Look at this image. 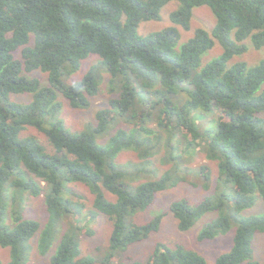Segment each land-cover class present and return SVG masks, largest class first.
Masks as SVG:
<instances>
[{
    "label": "trees",
    "instance_id": "16d2710c",
    "mask_svg": "<svg viewBox=\"0 0 264 264\" xmlns=\"http://www.w3.org/2000/svg\"><path fill=\"white\" fill-rule=\"evenodd\" d=\"M168 1L0 0V246L9 250L7 264H28L34 237L40 254L50 252L49 264H91L81 255L82 228L76 223L84 217V204L72 198L77 193L70 183L89 189L90 215L102 213L111 221L105 258L109 264V258L159 228L164 213L145 223L136 222L133 215L151 205L158 192L185 180L178 175L176 161L188 151L194 154L196 147L216 162V194L196 203L185 197L173 200L169 210L178 229L186 231L214 211L197 240L214 239L230 228L236 216L231 246L216 256L214 264H262L254 258L252 240L255 233L264 232V213L241 212L257 198L264 200V59L252 65L229 61L246 51V38L256 49L264 46V0H178L170 13L171 25L139 35L140 22L159 19ZM199 5L211 8L216 20L212 31L198 27L177 48L175 25L188 29L192 9ZM216 40L222 52L201 66L202 54ZM89 54L99 56L109 75V92L116 96L109 98L107 107L97 109L92 128L72 132L58 117V93L73 108L89 105L88 97L98 93L95 66L79 81L62 80ZM35 69L47 73V84L24 73ZM22 93L31 99H12ZM213 110L212 121L201 128L198 114ZM115 115L128 126L118 127L104 142L99 140L102 145L97 134ZM28 128L43 134L46 142L24 133ZM123 149L133 150L148 163L163 149L161 161L172 166L131 187L115 161ZM199 173L207 184L210 168L203 164ZM40 195L47 212L42 226L25 215L23 205L25 197ZM70 216L75 221L62 232ZM117 264L207 261L180 243L157 242L145 261Z\"/></svg>",
    "mask_w": 264,
    "mask_h": 264
},
{
    "label": "rangeland",
    "instance_id": "374dc122",
    "mask_svg": "<svg viewBox=\"0 0 264 264\" xmlns=\"http://www.w3.org/2000/svg\"><path fill=\"white\" fill-rule=\"evenodd\" d=\"M178 5V0H170L165 3L160 9L159 19L143 20L140 22L137 29L138 34L144 36L151 31H156L171 25L170 13L175 10ZM215 22V16L209 6L199 5L193 7L189 28L185 29L181 25H175L179 30V39L176 47L178 48L185 43L194 34V31L198 27L211 32ZM243 43L246 45V51L242 54L234 55L229 61V64L244 61L247 64L252 65L264 59V46L256 49L250 38H246ZM221 52L222 46L216 40L214 45L202 54L200 65L203 66L206 62L218 56ZM15 54L17 57L20 56L19 51ZM91 66H95V68L99 70V84L98 93L88 97L89 105L87 107L73 108L70 106L68 100L58 93V99L61 102V109L58 117L72 132L92 128V126L95 125V113L97 109L107 107L109 98L116 96V93L112 94L109 92V88L107 87L109 75L103 70L104 68H102L103 66L100 63L97 54H89L88 57L81 62L77 70L70 74H63L62 80L69 84L79 81ZM24 73L29 77H38L42 84H47V73L39 69ZM12 99L17 102H27L31 99V96L27 93L14 94L12 95ZM215 112L216 111L213 110L212 113H199L196 122L201 128H205L212 121V118L216 114ZM123 120L124 119L120 115H115L114 121L106 127L103 133L97 134L98 142L99 140L104 142V137H109L118 127H127L128 124L124 123ZM151 126L155 127V124L153 123ZM24 133L34 134L42 142H46L44 135L34 128H28ZM100 144L104 145L103 143ZM195 150L194 154H191V151H188L176 161L179 164L178 175H184L185 180H181L176 185L158 192L151 205L143 210H137L133 215L136 222L145 223L153 216L164 213L159 228L152 232L148 237L134 242L128 246L126 250L116 253L112 258H109V264H117L120 260L145 261L150 256L157 242L169 246L180 243L187 248L200 253L206 259L207 264H214L216 256L230 248L232 236L237 226L236 216L232 218L231 226L225 233L219 234L214 239L198 241V231L205 223L215 217L216 212L212 211L205 213L190 229L181 231L177 227L176 218L169 210L170 203L175 199L185 197L191 203H196L204 197H214L216 194V162L208 159L201 147H196ZM163 155L164 151L162 149L159 153L151 157V161L148 163L141 161L133 150L123 149L117 154L115 161L125 171V177L123 178L124 181L131 187H135L140 182L160 176L162 172L172 166V163L168 161L165 163L161 161ZM203 164L210 168V179L207 184H205V181L199 173V167ZM68 186L72 192L77 193V196L81 197L79 199L76 195H73L72 198L84 204L82 211L84 217L80 221L76 220V223L82 228L78 234L81 255L87 256L91 260V264H106L105 258L109 254V235L112 227L111 221L102 213H98L96 216L90 215L89 211L92 209L93 196L84 184L70 183ZM231 191L232 189H229L227 192ZM6 194L7 186L4 188V195L6 196ZM107 196L111 199L115 198L112 194L107 193ZM24 204L25 215L37 219L42 226L47 218L43 196L25 197L23 199V205ZM260 213H264V200L260 198H257L250 207L243 209L241 212L242 215ZM72 221H75L74 216H70V219L68 218L63 222L61 228L62 232L69 229ZM36 239L37 237H34L31 240L33 248L29 255L28 264H49L50 252L45 255L40 254L36 247ZM252 247L254 258L263 264L264 232L255 233L252 240ZM0 260L2 264H7L9 261V250L7 248H2L1 246Z\"/></svg>",
    "mask_w": 264,
    "mask_h": 264
}]
</instances>
